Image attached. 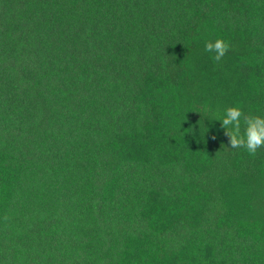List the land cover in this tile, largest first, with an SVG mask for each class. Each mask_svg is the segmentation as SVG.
Returning <instances> with one entry per match:
<instances>
[{
	"label": "trees",
	"instance_id": "1",
	"mask_svg": "<svg viewBox=\"0 0 264 264\" xmlns=\"http://www.w3.org/2000/svg\"><path fill=\"white\" fill-rule=\"evenodd\" d=\"M229 106L264 116V0H0V264H264Z\"/></svg>",
	"mask_w": 264,
	"mask_h": 264
},
{
	"label": "clouds",
	"instance_id": "2",
	"mask_svg": "<svg viewBox=\"0 0 264 264\" xmlns=\"http://www.w3.org/2000/svg\"><path fill=\"white\" fill-rule=\"evenodd\" d=\"M229 49L230 44L222 38L205 43V51L212 53L216 62H220ZM219 121L229 148H244L253 156L264 148V116L245 114L240 107L229 106ZM211 139L215 140L216 136L212 135Z\"/></svg>",
	"mask_w": 264,
	"mask_h": 264
}]
</instances>
